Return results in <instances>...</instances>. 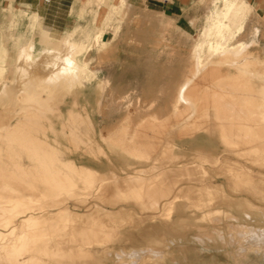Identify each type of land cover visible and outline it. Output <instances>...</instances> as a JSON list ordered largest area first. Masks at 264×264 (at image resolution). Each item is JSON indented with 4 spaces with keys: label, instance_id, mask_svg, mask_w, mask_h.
<instances>
[{
    "label": "rangeland",
    "instance_id": "obj_1",
    "mask_svg": "<svg viewBox=\"0 0 264 264\" xmlns=\"http://www.w3.org/2000/svg\"><path fill=\"white\" fill-rule=\"evenodd\" d=\"M164 4L0 6V264H264L259 22Z\"/></svg>",
    "mask_w": 264,
    "mask_h": 264
},
{
    "label": "crops",
    "instance_id": "obj_2",
    "mask_svg": "<svg viewBox=\"0 0 264 264\" xmlns=\"http://www.w3.org/2000/svg\"><path fill=\"white\" fill-rule=\"evenodd\" d=\"M59 0H0L1 5H16V6H24L28 9L33 10V15L37 18L38 14L43 19L46 14H52L49 10H51L52 6H57ZM161 3H165V6L168 7H183L191 2V0H159ZM250 8L255 16L256 20L259 22L258 24V32L259 38L261 42L264 44V0H243ZM232 6L236 8V12L234 13V21L233 24H236L238 20L239 7L235 4V2L230 3ZM241 6V5H239ZM54 14V13H53ZM37 20V19H36ZM35 20V22H36ZM54 19H52L53 21ZM53 23H50V27H53ZM39 27V26H38ZM16 85H20V83H16Z\"/></svg>",
    "mask_w": 264,
    "mask_h": 264
},
{
    "label": "bare ground",
    "instance_id": "obj_3",
    "mask_svg": "<svg viewBox=\"0 0 264 264\" xmlns=\"http://www.w3.org/2000/svg\"><path fill=\"white\" fill-rule=\"evenodd\" d=\"M236 12V8L234 7V6H232L231 4H228L227 6H226V8H225V12H224V22H226L225 23V26L226 27H228V28H230V26H231V22H233L234 21V13ZM221 28V27H220ZM225 28V27H224ZM216 30H217V28H216ZM238 30V29H237ZM221 31V30H220ZM217 32V31H216ZM218 35V34H217ZM218 36H220V35H218ZM218 44V43H217ZM216 44V45H217ZM215 45V46H216ZM212 43L210 44V46H209V48H208V53H209V55L210 56H212V55H214V53H213V51H212ZM218 47V46H217ZM244 48V45L243 44H240L239 45V48H237V52H239V51H241L242 49ZM236 52V51H235ZM207 55V54H206ZM65 56V55H64ZM216 56V55H215ZM211 59V58H210ZM212 59H213V57H212ZM34 77L35 76H33L32 77V79H34ZM59 81V80H58ZM57 83V82H56ZM48 84V83H47ZM1 93V92H0ZM12 103V102H11ZM27 220V222L29 221V222H32V223H35L34 222V219L33 218H27L26 219ZM34 225V224H33ZM88 233V232H87ZM86 233V234H87ZM83 234H85L84 232L81 234V235H83ZM110 236V235H109ZM90 237V236H89ZM87 238H88V236H87Z\"/></svg>",
    "mask_w": 264,
    "mask_h": 264
},
{
    "label": "built area",
    "instance_id": "obj_4",
    "mask_svg": "<svg viewBox=\"0 0 264 264\" xmlns=\"http://www.w3.org/2000/svg\"><path fill=\"white\" fill-rule=\"evenodd\" d=\"M45 1H48V0H45Z\"/></svg>",
    "mask_w": 264,
    "mask_h": 264
}]
</instances>
